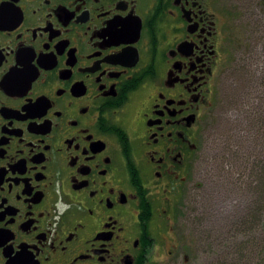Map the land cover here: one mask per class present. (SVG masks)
<instances>
[{"label": "flooded vegetation", "instance_id": "obj_1", "mask_svg": "<svg viewBox=\"0 0 264 264\" xmlns=\"http://www.w3.org/2000/svg\"><path fill=\"white\" fill-rule=\"evenodd\" d=\"M214 1L0 0V264L188 261Z\"/></svg>", "mask_w": 264, "mask_h": 264}, {"label": "rangeland", "instance_id": "obj_2", "mask_svg": "<svg viewBox=\"0 0 264 264\" xmlns=\"http://www.w3.org/2000/svg\"><path fill=\"white\" fill-rule=\"evenodd\" d=\"M212 4L220 18L223 76L179 209L183 264H264V0ZM250 215L257 217L252 224ZM241 220H248L245 239Z\"/></svg>", "mask_w": 264, "mask_h": 264}]
</instances>
